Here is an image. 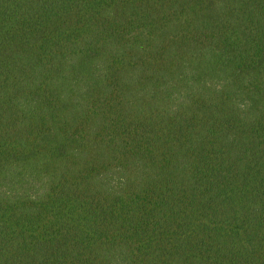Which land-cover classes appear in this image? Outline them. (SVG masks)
Instances as JSON below:
<instances>
[{
  "label": "trees",
  "instance_id": "obj_1",
  "mask_svg": "<svg viewBox=\"0 0 264 264\" xmlns=\"http://www.w3.org/2000/svg\"><path fill=\"white\" fill-rule=\"evenodd\" d=\"M0 264H264V0H0Z\"/></svg>",
  "mask_w": 264,
  "mask_h": 264
}]
</instances>
